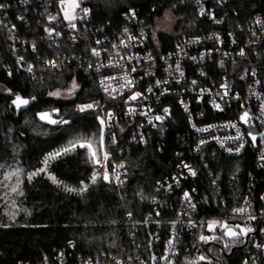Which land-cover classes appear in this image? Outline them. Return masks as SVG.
I'll return each instance as SVG.
<instances>
[{
  "label": "built area",
  "instance_id": "built-area-1",
  "mask_svg": "<svg viewBox=\"0 0 264 264\" xmlns=\"http://www.w3.org/2000/svg\"><path fill=\"white\" fill-rule=\"evenodd\" d=\"M66 1H20L24 6L25 3L36 5L34 12L39 17L41 36L28 38L17 34L15 25L7 19L9 3H0L3 5L0 27L6 30L16 65L29 74L34 73V64L26 63L20 51H35L38 41H45L50 48L68 44L83 52L80 56L58 54L46 59L44 66L60 70L67 63H76L84 74L96 77L103 98L80 101L73 108L80 114L96 113L100 135L103 129L100 154L92 146V151L96 152L93 157L85 147L93 166L88 178L90 183L95 174V183L104 180L121 187L128 170L125 162L113 159L109 150L123 155L133 146H146L153 139L160 150L167 133L176 124L175 110L185 117L186 136L180 139L185 150L177 151L179 161L173 174L159 180L155 186L157 193L177 192L175 218L169 220L165 238L160 232L162 224L156 221L152 229L153 222L146 219V253L128 261L176 264L183 254L190 252V247L182 243L183 236L194 237L200 229L199 237L216 233L226 241L242 240L243 245L249 247V254L241 264H264V17L256 14L245 23L230 28L227 25L230 15L226 11L230 0H193L198 17L207 20L210 28L181 38L172 49L163 52L156 49L148 23L134 9H128L114 28L110 23L96 24L87 0H75L79 6L73 13L76 16L72 21L76 25L73 29L64 18V10L68 8ZM83 9L88 10L87 14ZM16 20L28 23L22 13H16ZM48 30H52L51 35ZM93 49L99 55H93ZM29 66H32L31 72ZM136 93L140 95L131 99ZM89 104L92 109L79 110L80 106ZM59 120L56 118V122ZM249 148L254 153L255 171H247L243 184L236 175L229 178L228 184L233 191L242 186L240 194L232 195L231 205H227L215 181H207L200 187L185 186L186 182L201 177L207 168L206 158L210 154L206 151L216 150L226 157L239 158ZM208 177H211L210 172ZM149 203L154 205L156 216L160 215L159 208L170 206L157 197ZM208 205L217 209L218 214L200 224L198 208ZM239 209L243 211H236ZM213 222L215 228H207V224ZM229 228L237 235H226ZM249 228L252 231H243ZM209 242L224 251L214 239ZM110 257L114 256L110 254ZM116 264L123 263L116 260Z\"/></svg>",
  "mask_w": 264,
  "mask_h": 264
},
{
  "label": "trees",
  "instance_id": "trees-1",
  "mask_svg": "<svg viewBox=\"0 0 264 264\" xmlns=\"http://www.w3.org/2000/svg\"><path fill=\"white\" fill-rule=\"evenodd\" d=\"M20 1L23 0H0L10 5L6 10L7 19L15 25L19 36H41L39 17L34 12L36 5L25 3L24 6ZM86 3L96 24L110 23L114 28L128 9H134L148 23L156 49L163 52L172 49L181 38L199 34L211 26L198 17L193 0H87ZM167 10L176 17L171 34L154 29L156 21ZM226 11L230 15L228 27L235 28L256 14L264 17V0H230ZM16 13L25 15L28 23L17 21ZM62 46L50 48L45 41H38L35 51H20L26 63L34 64V73L29 74L16 65L6 30L0 27V175L10 177L18 172L12 175L18 184L13 196L6 191L7 181L3 182L0 177V264L97 261L116 264V260L135 264L128 259L138 254L143 256L147 250L145 220L153 222L152 229L156 221L160 222V232L165 238L169 220L175 218L177 192L157 193L155 186L173 174L179 161L177 151L185 150L180 142L186 136L185 117L175 110L176 124L167 133L160 150L155 139L146 146L135 145L123 155L109 150L112 158L124 161L128 170L121 187L104 180L89 182L93 166L85 148H75L48 162L46 171L57 182H52L43 172L29 180V174L39 172L46 157L78 138L93 141L99 147L100 126L96 113L80 114L73 110L80 101L103 98L96 77L84 74L76 63H67L60 70L44 66L46 59L58 54H83L79 47ZM72 83L76 84L72 97L61 99L52 95L68 89ZM17 96L28 103L17 107L13 103ZM44 110L53 111L52 115L60 120L52 124L42 121L39 115ZM62 120L68 123H60ZM206 153L210 154L206 158L207 168L201 177L186 182L185 186L200 187L207 181H215L227 205H231L232 195L240 194L242 186L233 191L228 180L236 175L243 184L247 171H255L253 150L249 148L239 158L226 157L216 150ZM208 172L211 177L207 178ZM82 183L89 185L77 192ZM66 187L76 191H66ZM153 197L170 204L168 208H159V216L149 203ZM198 209L200 224L218 214L212 205ZM200 233L199 229L194 237L183 236L182 243L190 247V252L180 251L183 255L176 264H241L249 254V247L242 240L226 241L228 247L224 248L222 239L215 238L225 253L234 248L229 255L218 252L216 256L210 251V245L205 250L208 242L200 239ZM110 254L114 257L109 258ZM202 256L210 257L213 262L201 261Z\"/></svg>",
  "mask_w": 264,
  "mask_h": 264
},
{
  "label": "snow or ice",
  "instance_id": "snow-or-ice-1",
  "mask_svg": "<svg viewBox=\"0 0 264 264\" xmlns=\"http://www.w3.org/2000/svg\"><path fill=\"white\" fill-rule=\"evenodd\" d=\"M61 3H64V0H61ZM78 6H79V5L75 3V0H70V3H69V5H68V8L64 10V18L70 22V27L73 28V29H75V27H76L75 23H72V21H74V20L76 19V16H75L73 13L75 12V9H76ZM2 7H3V5H0V8H2ZM82 11H84L85 14H87V11H88V10H87V9H83ZM133 15H134V13H133ZM51 19H55V17H52ZM48 31H49V35H51V34H52V30H48ZM125 31H127V29H125ZM57 35H59V33H57ZM98 43H99V41H98ZM33 47H34V45H33ZM92 52H93V55H99V53H98L95 49H93ZM49 63H52V66H53V67L56 66L54 62H49ZM28 71H29V72L32 71V66H29V67H28ZM129 83H131V81H129ZM158 83H159V82H158ZM74 87H75V84H74ZM149 91H151V89H149ZM139 95H140L139 93H136L135 95H133V96L131 97V99H136L137 96H139ZM225 95H227V93H225ZM13 103H14L17 107H19L21 104H27L28 101H27V100H22L21 97L17 96V97H16V100H14ZM92 107H93V106H92L91 104H89V105H85V106H80V107H79V110H80L81 112H83V111H85L86 109H92ZM167 111H168V110L165 109V112H167ZM247 115H248V114L245 113V114H244V117H247ZM109 116H111V114H109ZM47 118H48V114L45 113V114H42V115H41V119H47ZM156 119H157V120H160L161 117H156ZM49 122H50V123H57V122L54 121V120H50ZM60 123H68V121H60ZM101 123L103 124L104 121L101 120ZM253 140H255V137H253ZM100 144H101V146L103 145V129L101 130ZM77 146H79V147H81V148H85V147L88 148L89 151L91 152V155H92L93 157L96 156V152H95V151H92V141L87 140V139H85V138H81V139H79V140H76V141H72V142H70V145H69L68 147H65V148H63L62 150L57 151V152H55V153H52V154H50L48 157H46V158H45V161H44V165H45V167H44V168H41L39 171H40V172L45 171V170H46V167H47V164H48V162H49L50 160L55 159V158L61 156L62 154H67L69 151L74 150ZM105 159H107V154H105ZM186 167H187V166H186ZM37 174H39V172L30 173L29 176H28L29 180L32 178V176L37 175ZM11 175H18V172H14V173H12ZM193 175H195V173H193ZM8 178H9L8 176L5 177L6 180H7ZM95 179H96V177H95V174H94V175H93V183H95ZM104 179H106V180L108 179V175H107V173H105V175H104ZM53 182H56V181H55V178H53ZM85 187H86V186H85ZM11 190H12V192H16V191H17V188H16V187H13ZM65 190H66V191H69V192H71V191H76V189L67 188V187H66ZM83 190H84V189H80V191H83ZM20 194L22 195V193H20ZM185 198H186V199L188 198V194H187V193H185ZM236 211H243V209H239V210H236ZM213 223H214V222H213ZM210 227H211V224H210ZM225 227L227 228V225H225ZM243 231L250 232V231H252V229L249 228V229H247V230H243ZM226 235L236 236L237 233L234 232L232 229L229 228L228 231L226 232ZM200 239H201V240H205V239H207V238L204 237V236H201ZM169 244H171V241H169ZM201 259H204V258L201 257Z\"/></svg>",
  "mask_w": 264,
  "mask_h": 264
},
{
  "label": "rangeland",
  "instance_id": "rangeland-1",
  "mask_svg": "<svg viewBox=\"0 0 264 264\" xmlns=\"http://www.w3.org/2000/svg\"><path fill=\"white\" fill-rule=\"evenodd\" d=\"M69 3H70V0H68V1H66V6L68 7V5H69ZM176 22V17L174 16V15H172V13H170V10H167V11H165V13H164V15L160 18V19H158L157 21H156V25H155V27H154V29H155V31H162V32H165V33H169V34H171L172 33V26L174 25V23ZM74 84L75 83H72L71 85H70V87L68 88V89H66V90H61V91H56V92H54V93H52V95L54 96V97H59V98H68V97H72V95L74 94V92H75V89H76V84H75V87H74ZM48 114V118L47 119H41V115L42 114ZM53 114V111H50V110H44V111H42L41 113H40V115H39V117H40V119L42 120V121H44V122H46V123H50L49 121L50 120H54V121H56V117L55 116H53L52 115ZM50 124H52V123H50ZM79 139H81V138H78V139H76V140H79ZM75 140V141H76ZM93 142V141H92ZM94 144V145H93ZM93 144H92V146H93V148L96 150V152L98 153V154H100L98 151H99V147L97 148V147H95V143L93 142ZM70 145V144H69ZM69 145H67V146H69ZM67 146H65V147H67ZM89 152V151H88ZM45 167V165H44V163H43V166H42V168H44ZM39 173H42V172H40L39 171ZM43 173L53 182V178H55L53 175H51V174H49L46 170L45 171H43ZM2 174V173H1ZM6 176H8V175H6V174H4V175H0V177L1 178H3L4 180H3V182H5V181H7V182H5L4 183V185H5V187H6V191H8V193L10 194V195H14V194H16L17 193V191L16 192H12V188L13 187H16L17 189H18V184H17V182H16V180H14L13 178H12V175H10V177L6 180L5 179V177ZM55 181L57 182V179L55 178ZM88 185H89V183H82L81 184V186L79 187V189L77 190V192H82V191H80V189H86L87 187H88ZM86 186V187H85ZM83 190V191H84ZM6 198V197H5ZM210 224H211V227H210ZM207 228H209V229H211V230H213L214 228H215V224L214 223H209V224H207ZM217 237H219L220 239H222V244L224 245L223 247L224 248H227L228 247V243L226 242V240L224 239V237L223 236H221V235H219V234H216V233H214V234H209L206 238L207 239H205L204 241L205 242H209V241H211V240H213V239H215V238H217ZM217 248H215L214 246H210V251H212V252H214L215 253V255L217 256L218 255V252L221 254V252H220V250L219 249H217ZM204 259H201V257H200V260L202 261V260H204V261H207V262H213L212 260H211V258L210 257H204V256H202ZM215 258V257H214ZM208 259V260H207Z\"/></svg>",
  "mask_w": 264,
  "mask_h": 264
},
{
  "label": "water",
  "instance_id": "water-1",
  "mask_svg": "<svg viewBox=\"0 0 264 264\" xmlns=\"http://www.w3.org/2000/svg\"><path fill=\"white\" fill-rule=\"evenodd\" d=\"M256 232H254V234H255ZM211 243L210 242H208L207 244H206V248H205V250H207V247L210 245ZM244 244H246V243H244ZM234 250V248H232L231 250H230V252L229 253H225L224 251H222V253H225L226 255H229L230 253H232V251Z\"/></svg>",
  "mask_w": 264,
  "mask_h": 264
},
{
  "label": "flooded vegetation",
  "instance_id": "flooded-vegetation-1",
  "mask_svg": "<svg viewBox=\"0 0 264 264\" xmlns=\"http://www.w3.org/2000/svg\"><path fill=\"white\" fill-rule=\"evenodd\" d=\"M210 246H214V245H210ZM214 247H216V246H214ZM218 248V247H217ZM219 249V248H218ZM220 250V249H219ZM220 252H222L221 250H220Z\"/></svg>",
  "mask_w": 264,
  "mask_h": 264
}]
</instances>
